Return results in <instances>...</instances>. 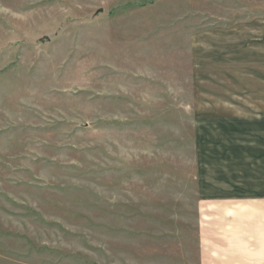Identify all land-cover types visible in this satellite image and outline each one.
I'll use <instances>...</instances> for the list:
<instances>
[{
  "label": "rangeland",
  "instance_id": "1",
  "mask_svg": "<svg viewBox=\"0 0 264 264\" xmlns=\"http://www.w3.org/2000/svg\"><path fill=\"white\" fill-rule=\"evenodd\" d=\"M224 192L264 199V0H0V264H200Z\"/></svg>",
  "mask_w": 264,
  "mask_h": 264
},
{
  "label": "crops",
  "instance_id": "2",
  "mask_svg": "<svg viewBox=\"0 0 264 264\" xmlns=\"http://www.w3.org/2000/svg\"><path fill=\"white\" fill-rule=\"evenodd\" d=\"M201 204L200 264H264V199L224 192Z\"/></svg>",
  "mask_w": 264,
  "mask_h": 264
}]
</instances>
